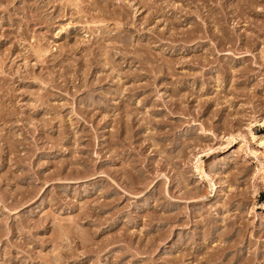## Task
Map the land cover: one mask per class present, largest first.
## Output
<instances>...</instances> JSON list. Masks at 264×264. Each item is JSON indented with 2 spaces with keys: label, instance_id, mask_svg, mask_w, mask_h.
I'll return each mask as SVG.
<instances>
[{
  "label": "rangeland",
  "instance_id": "rangeland-1",
  "mask_svg": "<svg viewBox=\"0 0 264 264\" xmlns=\"http://www.w3.org/2000/svg\"><path fill=\"white\" fill-rule=\"evenodd\" d=\"M264 0H0V264H264Z\"/></svg>",
  "mask_w": 264,
  "mask_h": 264
},
{
  "label": "bare ground",
  "instance_id": "bare-ground-1",
  "mask_svg": "<svg viewBox=\"0 0 264 264\" xmlns=\"http://www.w3.org/2000/svg\"><path fill=\"white\" fill-rule=\"evenodd\" d=\"M259 144L264 145V137H262V138L259 139Z\"/></svg>",
  "mask_w": 264,
  "mask_h": 264
}]
</instances>
